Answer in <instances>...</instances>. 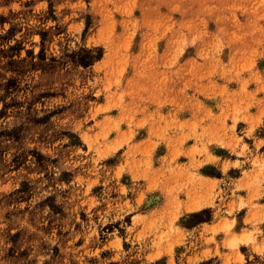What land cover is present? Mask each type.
Wrapping results in <instances>:
<instances>
[{
	"label": "rangeland",
	"instance_id": "374dc122",
	"mask_svg": "<svg viewBox=\"0 0 264 264\" xmlns=\"http://www.w3.org/2000/svg\"><path fill=\"white\" fill-rule=\"evenodd\" d=\"M0 264H264V0H0Z\"/></svg>",
	"mask_w": 264,
	"mask_h": 264
}]
</instances>
